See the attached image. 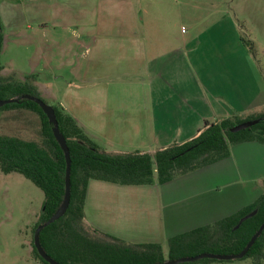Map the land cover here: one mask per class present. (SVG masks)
I'll use <instances>...</instances> for the list:
<instances>
[{
  "label": "crops",
  "instance_id": "0c3cea01",
  "mask_svg": "<svg viewBox=\"0 0 264 264\" xmlns=\"http://www.w3.org/2000/svg\"><path fill=\"white\" fill-rule=\"evenodd\" d=\"M100 1L101 12H63L59 28L46 20L45 31L59 30L47 67H68L69 78L60 84L54 73L40 84L36 76L34 85L49 89L102 152L153 154L195 138L207 123L264 106V81L241 49L226 0ZM263 181L264 145L242 142L227 158L162 185L90 180L85 221L129 243L163 246L252 204Z\"/></svg>",
  "mask_w": 264,
  "mask_h": 264
},
{
  "label": "trees",
  "instance_id": "16d2710c",
  "mask_svg": "<svg viewBox=\"0 0 264 264\" xmlns=\"http://www.w3.org/2000/svg\"><path fill=\"white\" fill-rule=\"evenodd\" d=\"M240 41L251 45L252 42ZM3 35L0 27V55ZM2 65L0 63V71ZM36 75L28 74L23 81L0 76V99L17 98L0 110H24L39 120V139L30 140L0 134V172L17 173L31 182L43 195L35 228L48 220L60 205L64 194L65 158L52 135V125L40 107L23 95L40 98L33 82ZM47 104L44 100H42ZM48 105V104H47ZM52 107L60 135L65 139L70 159L69 203L64 214L42 228L39 244L46 255L59 264H156L166 260L195 256L201 253L234 255L247 244L264 222V190L250 205L212 224L168 238L164 247L157 243H129L102 233L85 221L84 201L90 180L118 185H162L175 177L195 171L229 156V146L242 142L264 145V106L248 117L233 116L207 123L195 138L172 144L153 154L138 151L125 154L104 153L85 134L76 121L60 104ZM259 119L255 125L237 131L230 129L239 123ZM264 187V181H263ZM257 210L255 215L233 229L244 215ZM32 254L40 264H48L36 252ZM241 259L252 264L264 260V229ZM213 259L192 263L209 264ZM183 263V264H192Z\"/></svg>",
  "mask_w": 264,
  "mask_h": 264
},
{
  "label": "rangeland",
  "instance_id": "374dc122",
  "mask_svg": "<svg viewBox=\"0 0 264 264\" xmlns=\"http://www.w3.org/2000/svg\"><path fill=\"white\" fill-rule=\"evenodd\" d=\"M105 2L0 0V27L3 35L0 76L23 81L24 77L33 71L36 73L38 83L44 84L50 81L55 73L61 76L59 83L65 84L69 78L68 67L59 68L57 64L50 69L47 67L50 46L56 50L58 46V40L54 42L52 37L58 38L59 30L50 28L49 32L45 31L48 27L46 20L48 18L56 20L59 28L63 25V21L67 23L68 18L61 15L63 12H101ZM226 3L228 6L225 11L231 12L236 29L241 33L240 36L252 42L251 45L241 42V49L253 61V66L264 81V0H226ZM144 23L159 24L156 19H146ZM163 23L172 24L173 21L165 18ZM175 24L178 29L180 25H184L183 21H176ZM51 25L49 24V27ZM56 68L59 70L56 71ZM38 88L40 98L48 105H54L53 100L48 96L50 90L44 87L42 89L40 85ZM0 134L36 141L39 139V120L35 114L28 111L0 110ZM42 200V192L24 177L17 173L0 172V264H40L32 254L31 242L32 228L38 220ZM163 247L166 258L165 245ZM209 264H252V262L249 259H233L215 260ZM261 264H264V260Z\"/></svg>",
  "mask_w": 264,
  "mask_h": 264
},
{
  "label": "water",
  "instance_id": "95a60500",
  "mask_svg": "<svg viewBox=\"0 0 264 264\" xmlns=\"http://www.w3.org/2000/svg\"><path fill=\"white\" fill-rule=\"evenodd\" d=\"M21 99L30 100V101L36 103L40 107L42 113L47 118L48 123L52 125V135H53L55 141L57 142V144L59 145L60 149L62 150V152L64 154V158H65L66 169H65V181H64V194H63L62 201H61L60 205L58 206V208L56 209V211L54 212V214L48 220L39 224L35 228V230L33 232V236H32L33 247L35 248L38 255L44 261H46L48 264H59V263L55 262L54 260H52L42 250V248L39 244V233L42 230V228L46 227L50 223L59 219L64 214V212L68 206V203H69V170H70V159H69L68 149H67L66 144H65V139L60 135V133L58 131L57 122H56L54 111H53L52 107L45 104L39 98L30 96V95H23V96H21ZM17 100H18L17 98H12V99H7V100H1L0 99V107H2L5 104L16 102ZM258 122H259V119H254V120H248V121L236 124L230 129V132H237V131L249 128ZM256 211L257 210H253L252 212H249L248 214L241 217L233 229H237L244 220L255 215ZM263 229H264V222L259 226L258 230L251 236V238L249 239V241L247 242L245 247L238 254L220 255V254L201 253V254H198L195 256L178 258L176 260H166L162 263H156V264L192 263V262H196L198 260L205 259V258L213 259V260H225V261L233 260V259H241L245 256L248 249L255 242V240L261 234Z\"/></svg>",
  "mask_w": 264,
  "mask_h": 264
}]
</instances>
